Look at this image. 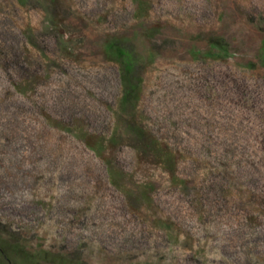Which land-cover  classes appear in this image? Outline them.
I'll list each match as a JSON object with an SVG mask.
<instances>
[{
  "label": "rangeland",
  "instance_id": "rangeland-1",
  "mask_svg": "<svg viewBox=\"0 0 264 264\" xmlns=\"http://www.w3.org/2000/svg\"><path fill=\"white\" fill-rule=\"evenodd\" d=\"M263 58L264 0H0V264H264Z\"/></svg>",
  "mask_w": 264,
  "mask_h": 264
},
{
  "label": "trees",
  "instance_id": "trees-1",
  "mask_svg": "<svg viewBox=\"0 0 264 264\" xmlns=\"http://www.w3.org/2000/svg\"><path fill=\"white\" fill-rule=\"evenodd\" d=\"M212 45L214 48H219L221 52L224 51V47L220 44L217 40H212ZM113 52L115 53L118 61L122 65V81L124 85V93L122 96V105L127 106L133 104L136 101L137 97V90H138V83H137V76H136V61L132 56V53L129 50L124 49L123 47H118L115 44L109 45ZM12 68L11 72L14 76L18 77L19 80H28L29 71L27 68L22 66L21 58L16 53L12 56ZM263 66H264V58H263ZM23 79V80H22ZM22 83L15 84V90L17 93L21 95H26L28 92L27 88H23L21 86ZM5 250L0 248V253L5 258ZM7 258V257H6Z\"/></svg>",
  "mask_w": 264,
  "mask_h": 264
}]
</instances>
